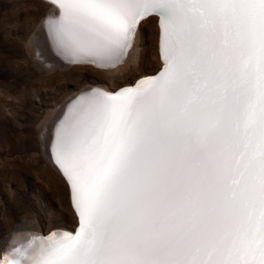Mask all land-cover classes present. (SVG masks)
<instances>
[{"label":"snow or ice","instance_id":"1","mask_svg":"<svg viewBox=\"0 0 264 264\" xmlns=\"http://www.w3.org/2000/svg\"><path fill=\"white\" fill-rule=\"evenodd\" d=\"M52 49L122 63L160 20L165 64L93 89L57 126L54 157L78 216L0 264H264V0H49Z\"/></svg>","mask_w":264,"mask_h":264},{"label":"rangeland","instance_id":"2","mask_svg":"<svg viewBox=\"0 0 264 264\" xmlns=\"http://www.w3.org/2000/svg\"><path fill=\"white\" fill-rule=\"evenodd\" d=\"M50 6L39 0H0V251L23 222L46 233L77 225L65 183L44 154L43 137L54 111L85 87L115 90L161 68L157 24L150 18L140 22L128 56L110 69L125 67L120 72L43 62L29 41Z\"/></svg>","mask_w":264,"mask_h":264},{"label":"bare ground","instance_id":"3","mask_svg":"<svg viewBox=\"0 0 264 264\" xmlns=\"http://www.w3.org/2000/svg\"><path fill=\"white\" fill-rule=\"evenodd\" d=\"M39 1L45 2V3L48 2L49 4H51V6H50L51 11L47 14L43 24L41 25V30L39 29L38 32L35 33V35L30 39L29 44H30V47L32 50L40 52V57H41V59L43 58V62L49 63L50 65L55 64V65L67 66V67H70V66L71 67H92V68L99 69V70H102L104 72L111 73V74L120 72L123 68H125V67L118 68V66H117V69L115 68V70L114 69L110 70L112 67L102 68V67H97L94 64L70 63L67 60L61 58V56L57 55L56 52L53 51L51 43L49 42V39H48V28L46 27V21L51 23V21H49V17H51L52 20H54L55 16L58 15V9L56 8V6L54 4L50 3L49 0H39ZM147 19H149V21L153 20L157 24V46H156L157 47V51H156L157 53L156 54H157V58L160 60L159 63L161 64V68L157 72H158V74H160L163 71V69L165 68V64H164V61L162 59L161 50H160V38H161L160 20H159V17H157L155 15L147 16L143 20H147ZM138 27H139V25H138ZM129 51L130 50H128V54H129ZM127 56H125L124 59ZM156 73L143 75V76L139 77L134 83L123 85V86H121L115 90H112L109 87L103 86L101 84L100 85H91V86L85 87L83 90H80L75 95L73 94L72 98L70 97L71 99L69 101H67L68 102L67 104H65L62 107L60 106L59 109H56L54 111L52 117L49 119L48 126L46 129V133L44 134V137H43V139H44V141H43L44 142V146H43L44 147V154H45L46 158L48 159V161L50 162L53 169L55 170V172L57 173V175L65 183L68 198H69V204L73 210L74 216H75V214L77 216V213L75 212V209H74L70 186L67 183L66 178L62 174L61 170L59 169V166L56 164L55 157H54V143H55L57 126L60 124V122L62 120L65 119L66 115L69 114L74 107L81 104L82 101H86L88 99V95L92 94L93 89H102V90L107 91V92H118L123 88L134 87L135 85H137L141 81L147 80L151 77H155L158 75ZM77 225H78V216H77ZM20 228H37V227L35 225H33L32 223L23 222L21 224ZM64 229H66V228H64ZM66 230L68 232H73L75 230V228H74V230H70V229H66ZM56 231H60V230H56ZM42 233L46 234V232H43V231H42ZM6 240L4 241L5 243H6ZM5 243L2 244V247H4Z\"/></svg>","mask_w":264,"mask_h":264}]
</instances>
